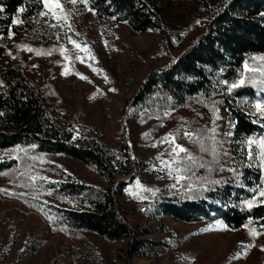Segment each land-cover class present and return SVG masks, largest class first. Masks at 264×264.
Instances as JSON below:
<instances>
[{
  "label": "trees",
  "instance_id": "1",
  "mask_svg": "<svg viewBox=\"0 0 264 264\" xmlns=\"http://www.w3.org/2000/svg\"><path fill=\"white\" fill-rule=\"evenodd\" d=\"M191 1L205 10V32L173 63L149 74L132 105L140 114L155 118L164 114L178 118L181 110L199 108V121L209 114L205 122L209 125L220 119L214 109H221L233 127L232 155L218 148L219 131H205L209 137L200 134L196 142H190L184 133L191 129L186 130L185 121H180L183 128L179 139L192 143L186 149L194 160L181 153V158L188 160L186 177L175 191L149 202L147 217L156 221L172 218L187 224L220 221L232 231L245 228L243 225L259 227L264 225V197L259 195V189L264 188V167L258 144L264 138V118L253 105L257 100L264 101V85L260 84L259 72L245 73L244 64L251 66L253 60L264 57V0H223L216 9L210 8L214 0ZM70 4V8L93 15L101 25H123L139 34L167 30L163 9L153 0H88L87 8L79 0ZM21 7L24 11L18 12ZM13 19L18 22L13 24ZM59 22L65 25L39 0H0V177H9L19 162L32 160L38 169L61 178L33 176L25 186L19 178L20 191H0L46 212L55 229L71 237L90 233L110 243L132 237L134 250L144 251L147 244L137 237L151 235L154 230L133 234L117 211L110 188L64 179L68 174L50 160H72L114 183L117 174H130L127 147L117 153L62 123L23 64L11 58L16 42L26 40L39 47L57 44L53 27ZM59 28L65 32V28ZM256 68H264V59ZM241 75L256 81L255 86L246 83L229 92L223 81L231 84ZM249 137L257 143L250 146ZM22 173L30 177L27 171ZM37 188L43 190V198L38 200L30 193ZM253 196L256 201L249 209L243 202ZM149 244L153 248L168 245L159 240Z\"/></svg>",
  "mask_w": 264,
  "mask_h": 264
},
{
  "label": "rangeland",
  "instance_id": "2",
  "mask_svg": "<svg viewBox=\"0 0 264 264\" xmlns=\"http://www.w3.org/2000/svg\"><path fill=\"white\" fill-rule=\"evenodd\" d=\"M153 1L162 7L167 20V30L163 33L139 34L123 25H101L93 15L70 8V0H60L67 19L61 15L59 20L65 25L54 23L57 44L39 47L26 40L15 41L11 57L23 64L62 123L77 133L98 139L117 153L127 147L130 174H117L114 183L72 160L63 157L50 160L69 175L64 179L110 188L117 211L133 234L154 230L151 235L137 237L147 244L146 249L134 250L132 237L115 243L90 233L71 237L55 229L46 212L0 191V264H264V227H255L260 235L252 236L251 228L232 231L216 222L187 224L172 218L156 221L147 217L149 202L175 191L181 180L176 179L177 175L186 177L184 168L188 160H183L181 153L177 156L171 151L170 141L161 142L167 133H173L175 143L186 149L205 131H219L218 148L230 155L233 141V127L221 109L217 111L220 119L209 125L205 124L209 114L204 116V122L199 121L202 112L199 108L181 110L178 118L165 114L148 117L133 108L134 98L146 77L173 63L205 32L207 16L202 5L191 0ZM214 1L211 9L223 2ZM58 26L65 28V32ZM68 37L81 48L70 43ZM84 45L87 49L81 50ZM261 65L263 59L257 58L249 67ZM180 121H185L184 128L189 127L194 133L190 142L179 139L183 128ZM169 161H174L171 170L165 166ZM177 167L181 169L179 173L174 170ZM23 170L29 178L23 175ZM11 172L9 177H0V190L20 191L19 178L24 180V186L33 176L61 179L53 172L38 169L32 160L19 162ZM137 180L155 191L139 188ZM42 191L37 188L30 193L38 200L43 198ZM31 201L41 207L38 201ZM151 240L168 245L153 248L148 245ZM241 242L252 247L234 258L242 251Z\"/></svg>",
  "mask_w": 264,
  "mask_h": 264
},
{
  "label": "snow or ice",
  "instance_id": "3",
  "mask_svg": "<svg viewBox=\"0 0 264 264\" xmlns=\"http://www.w3.org/2000/svg\"><path fill=\"white\" fill-rule=\"evenodd\" d=\"M39 2L42 3L46 9H48V11L52 14L53 18L58 19V20L61 19V15L64 14V8H63V5L61 4L60 0H39ZM70 2L72 4H76L78 2V0H70ZM79 2L82 3L87 8L88 0H79ZM88 10L92 11V12H95L94 8H88ZM17 11L18 12H23L24 9L21 7ZM58 12L60 13V15H58ZM40 15L41 16L45 15V12H43V11L40 12ZM63 18L67 19V16L63 15ZM17 22L18 21L16 19L12 20L13 24H16ZM196 23H199V21H196ZM9 35L11 36V33H9ZM68 39H69V42L72 43L76 48H81V45L77 41L73 40L71 37H68ZM86 49H87V45H84L83 49H81V50H86ZM29 50H31V49H29ZM262 59H264V57H262ZM244 70H245V73H247V72H254V73L255 72H259L261 77H262L260 79V84L264 85V68H250L248 66L247 62H245ZM93 71H102V70L93 69ZM63 74H67V73L65 72ZM77 75H80L82 79H87V77H84L82 74L77 73ZM223 83L227 85V90L229 92H231L233 89L241 87V86H244L246 83H249V84H252L253 86H255L256 81L252 80L251 78L246 80L245 76L241 75L236 81L232 82L231 84H228L227 81H223ZM0 84H2V81H0ZM253 106L256 108V110L259 113V115L262 118H264V101L257 100V101H255ZM215 111H218V110L214 109V112ZM0 114H2V113H0ZM145 135H147V134H145ZM184 135L186 137H191L193 134L191 132H185ZM165 141H170L172 143L173 146H172L171 151L173 153H175L177 156H179L180 153H184L185 156L187 157V159L194 160V158L192 157L191 153H189L188 150L185 149L183 145L175 143V136H174L173 133H167L165 138H163L161 140L162 143L165 142ZM253 143H257V142L254 141L253 138L249 137L248 144L251 146ZM258 144H259V148H260V153L259 154L261 156L262 167H264V138H261V140L258 142ZM16 147L19 148V145H17ZM30 147L35 148L36 145H31ZM249 155L250 156L252 155L251 151L249 152ZM173 162L174 161H169L165 166L169 167L170 170H171V165H172ZM174 170L177 173H179L181 171V169L179 167L175 168ZM182 178L183 177H181L180 175H177V177H176L177 180L182 179ZM42 179H46V178H42ZM262 182H264V177H262ZM137 186L139 188L143 189L144 191H153V192L155 191L153 189L146 188L144 185L140 184L139 180H137ZM126 191H127V189H126ZM259 195L261 197H264V188H260L259 189ZM255 201H256V197L253 196V198L251 200L244 201L243 203H244V205L247 208L251 209L254 206V202ZM49 219H51V217H49ZM216 223L217 224H221L220 221H217ZM221 226L225 227V228L227 227V225H221ZM243 227L247 228L248 225H243ZM261 227H264V225H262ZM249 234L252 235V236L260 235V233L257 232L254 228L249 229ZM241 243H242V251L241 252H237L235 254L234 258H239L241 255L246 254L247 249L252 247L251 244L244 245L243 242H241Z\"/></svg>",
  "mask_w": 264,
  "mask_h": 264
}]
</instances>
